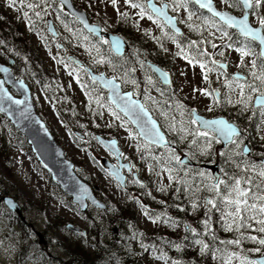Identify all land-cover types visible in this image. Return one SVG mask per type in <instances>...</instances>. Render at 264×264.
Masks as SVG:
<instances>
[{
  "label": "trees",
  "instance_id": "trees-1",
  "mask_svg": "<svg viewBox=\"0 0 264 264\" xmlns=\"http://www.w3.org/2000/svg\"><path fill=\"white\" fill-rule=\"evenodd\" d=\"M74 1L79 8L87 10L93 22L100 23L105 30L120 33L128 40L129 49L124 56L115 55L109 43H104L107 40L89 34L77 19L64 10H59L58 2L54 7L61 18L60 23H57L58 37H53L46 25L49 17L48 13L43 15V19H37L33 16L35 28L29 30V22L24 18V12L27 11L31 15V9L21 7L22 16L16 18L2 5L0 0V17H2L0 19V40L5 41L3 45H0V61L8 62L10 58H13V70L16 76H22L35 82L40 86L41 91L48 100L52 101L53 98L58 97L63 98L61 94L67 93L68 90H63L60 75L47 63L44 54L46 51L53 53L55 47L60 50L59 43H63L66 51H62L61 57L68 60L67 66L70 71L77 67L81 69H79V73L77 72L78 80L82 83L83 93L90 98L87 102L88 114L82 117L79 122L94 120L96 122L95 132L106 137H117L110 128L111 125L105 126L102 121L103 108L112 106V104H110L104 89L89 77L86 68L75 65L68 59L67 55L69 53L74 54L94 71H106L115 74L129 89L134 87V83L141 84L142 78L137 69L142 63L147 69L142 71H149L152 75V85L158 91L164 93V105L170 106L171 104L173 107L174 98L179 99L182 104L186 105V116L189 122L183 127L177 126L175 134L168 132L170 141L176 145L175 148H157L163 155H171L169 158H159L162 166L172 168L171 171H168L167 184H155L150 183V180H146V185L142 187L146 191L144 196L146 203L138 202L131 194H125L120 201H117V204H112V206L108 204L106 210H98L96 214H93L89 209L85 213L80 212L86 217V235L88 239L94 240L92 247H95V251H89L85 243L77 240H72L68 244L61 243L60 247L65 258L64 261H61L62 264H158L159 261L163 264H170L173 260H179L180 264H221L226 258L225 252L215 251V249L224 250V244L221 242L233 240L238 235V233L226 230L224 226L226 219L224 214L233 209L225 202L227 193L232 190L233 178L244 181L247 177L255 182L252 186L253 191H255L257 185L264 189V177L258 176L259 169L249 167L251 164H263L259 158L264 155V134L262 132L264 117L259 115V108H256L253 104V98L257 92L249 93L245 89L243 96L240 92L238 93L239 97L238 94L231 97L227 92L225 83L220 82L218 84V87L224 90L226 100L223 102L224 106H220L222 102H215L214 115H225L239 125L243 132L240 137V147L243 148L246 141L252 147V153L244 155L239 152V148H234L231 144L223 147L221 142L217 143L212 139V134H208L207 137L201 135L202 132H200L197 123L192 122L193 118L190 110L194 105L191 102H186L179 92L174 90V86L163 85L146 62L151 60L169 69L172 56L169 55L168 43L173 41L181 49L182 57H188L185 58L186 60L191 59L194 64L203 63L206 65L205 68L221 72L217 65L213 64L212 56L214 52L212 53L211 50L216 39L215 37L210 38L212 33H209L211 36L207 37V27L214 25L219 30L223 39L222 47L237 50L247 41L230 28L227 29L230 38L224 36L221 30L222 24L216 19L213 22L209 14L197 5L183 4L188 6L189 14L191 12L192 16L197 15V20L189 23V31L186 34H174L171 29L166 27L164 36L153 38L149 32L140 31L139 27L132 23L130 17L129 19L127 17V22H124L120 16L115 25L109 24L107 15L101 13V5L97 0ZM24 2L27 3L28 0H24ZM137 2L142 4L143 7L146 6V0H137ZM229 5L232 10H240L239 8H232L230 2ZM208 20L212 21L211 25L207 22ZM65 24H67V28ZM193 42L195 43L193 44ZM218 46H220V43L217 44ZM252 50L258 53L256 42L252 44ZM201 52L206 54H200ZM249 58L251 62L248 63L246 59ZM253 60H257V63H259V59L254 55L246 56L241 62L239 70L246 75V78L235 81L239 85L245 81L259 84V81L253 80L251 75L253 71H258L252 67ZM227 77L231 80L232 76L227 74ZM260 90L264 91V88ZM248 96H251L252 99L248 100ZM241 101H244V103H241ZM73 103L78 109V116L81 117L83 103L78 104L76 101ZM112 108L118 115L123 117L115 107L112 106ZM3 121L9 126H13L6 115L0 112V125ZM62 121L66 123L64 118H62ZM125 122L128 124L129 129L138 136L134 126L129 121ZM67 126L71 129L69 125ZM16 130L15 133L19 136V139L25 140L20 132ZM72 135L81 149L85 150L88 147L86 141L80 140L74 134ZM1 137L0 132V165L5 169L7 175L11 176L12 172L8 166L11 165V156L7 152V145ZM56 138L58 139L57 135ZM209 141H211L210 148L208 147ZM25 145L29 147L27 143ZM183 153L196 161V164L181 163L178 157ZM221 153H228V157L222 156ZM229 157L231 158L229 159ZM217 164L218 167H216ZM237 165L239 166L237 167ZM212 169L218 170L220 181H223V183L215 184ZM200 173H204V175H200ZM81 176L84 178L83 175ZM49 182L53 183L51 178ZM98 184L97 178L92 177L91 185L95 193L103 198L101 192L97 190L99 189ZM213 185H218V188L213 190ZM56 186L60 190V187ZM242 186L248 187L246 183H242L240 187ZM119 188L126 191L122 187ZM161 188L164 191H160ZM208 199L213 200L216 207L206 206L205 201ZM69 203L72 207L77 208L71 198ZM137 204L141 206L145 216L152 222L153 228L151 230L146 229L139 223ZM0 217L4 220H8L9 217L12 220L16 217L22 229L23 227L27 229V224H30L28 221H23L3 203H0ZM157 217H159L158 220ZM153 220H156V222L154 223ZM205 220L209 223L208 228L204 227L203 222ZM173 221L175 222L174 225L172 224ZM192 229L195 231H191ZM28 231L25 232L29 236ZM106 231L107 233L109 231V236L106 235ZM248 234L260 235L251 231ZM196 240L208 243L211 251L202 254L200 251L201 245L195 243ZM38 244L42 246L39 242ZM176 245H180V250L177 249ZM145 247H147V251H145ZM256 247L260 246L244 242L242 247H237V257L247 256L253 259L257 255L264 254V249H262V253L250 251ZM20 254V260L26 257V253ZM41 254L33 257L37 264H41L42 258H39ZM36 257H38V261ZM231 260L233 261V259ZM233 263L240 264V259L236 258Z\"/></svg>",
  "mask_w": 264,
  "mask_h": 264
},
{
  "label": "rangeland",
  "instance_id": "rangeland-1",
  "mask_svg": "<svg viewBox=\"0 0 264 264\" xmlns=\"http://www.w3.org/2000/svg\"><path fill=\"white\" fill-rule=\"evenodd\" d=\"M165 1L173 6V13L179 16V21L181 20L182 26L187 30V23L189 24L193 19H196L193 16L189 19L187 5L181 6V0ZM1 2L16 18L22 16L19 0L13 7H9L8 0H1ZM97 2L101 5V13L107 15L108 23L111 25H115L119 20L120 12H126L128 13V19L130 17L132 23L137 25L140 31L149 32L153 38H158L166 34L165 25L162 21L146 10L145 15L141 17L139 15L140 8H132L126 4L124 0H119V12L116 10V7L111 4V0H97ZM217 2L221 8L228 9L226 2L221 0H217ZM46 11L49 14V18L53 19L57 28V23H60L61 16H58L56 8L53 5H46ZM260 11L264 14V9ZM234 13L242 15V12L239 10L234 11ZM149 15L152 16V19L148 18ZM251 20L254 25L259 26L258 20L255 17H251ZM46 25L48 26L47 21ZM206 30L208 32V34H206L207 37H210L211 34L209 33H212L210 38H216L214 44L217 45L222 42V35L214 25L208 26ZM168 47L169 55L172 56L168 71L173 76L175 91L179 92L180 96L183 97L186 102H191L194 108H197L203 114L213 116L215 113L216 104L214 103V94L204 95L201 91H209L208 87L210 83L215 84L212 86V90H221L218 84L219 82H225L227 92L231 97H235V94L241 92L240 85L235 81H226L224 74H222L223 72L208 71L207 68L202 69L199 66L200 64L189 63V61L182 57L180 52L181 49L172 41L168 43ZM62 51L64 50H59L55 47L53 53L46 51L44 54L47 63L60 75L63 90H68L67 93L61 94L63 98L58 97L53 98L52 101L48 100L41 91L39 85L26 79L32 88L33 98L38 113L48 123L55 135L58 136V141L64 147L67 155L80 166L79 172L84 176L85 180L91 185L92 177L97 178L100 189L97 190L101 192L103 197L107 196L109 199H114L111 201L113 204H117V201H120L121 197L125 194H131L138 202L143 201L144 194L138 195L137 192L133 193V190H120L119 183L117 184L116 181L108 175L107 171L101 168L103 166L100 163V158L107 157L108 151L95 137V134H97V132H95L96 122L94 120H90L89 122L85 121L83 123L79 122L82 120V117L88 114L87 102L90 99L83 93L82 83L78 80L77 74L81 69L77 67L70 71L67 66L68 60L61 57ZM211 51L212 53L214 52L215 58L217 59L226 61L224 58H228L227 61L230 63V72L236 71L243 59H245V57H241L239 51L230 48H224L223 50L216 47L212 48ZM246 60L248 63L251 62L250 58ZM138 70L147 69L141 63L138 66L137 71ZM205 73L208 77L207 80L204 79ZM141 78V84L134 83L132 90L137 96L144 95V98L150 101L151 105H147L150 107L155 117L160 120L167 133L171 132V134H175V128L177 126L183 127L187 125L189 120L186 116V105L182 104L181 101L176 98L173 107L171 104L170 106H165L164 103H162L164 100L162 93L156 88H153L152 83H150L146 77ZM118 79L120 78L118 77ZM229 85L231 86L229 87ZM124 89L128 88L125 86ZM12 91L17 94L13 89ZM239 96L238 94V97ZM225 100L226 96H224V90H221L219 102H222V104H220V106H224L223 102ZM74 101L78 104L83 103L81 117L78 116V109L74 106ZM62 118L66 120V123H63ZM102 121L105 126L111 125L110 128L120 140V144L125 153L133 156V159L139 162L143 178L150 180V183L163 185V183L166 182V178H164L165 174L156 158V156L161 155V152L156 151L143 141L139 142V139H137L125 122L127 119L118 115L113 110L112 106L103 108ZM67 125H69L71 129H69ZM0 129L2 134L1 138L5 141L7 152L11 156V165L8 166L12 172L11 176L7 175L5 169L0 165V189L2 192L12 195L21 203L25 220L30 223L27 224L29 228L26 226L27 229L24 227L22 229L16 217L12 220L11 217H9L10 220H4L0 217V264H37L33 257L40 253H42L39 257L42 258L40 261L41 264H62L61 261H64L65 258L60 244H68L72 240L85 243L89 251L94 250L95 247H92L94 242L93 239H88L85 233L76 234L74 231L67 228L68 223H74L85 230L87 228L86 217L79 213L78 207L75 208L70 205L69 200L71 197L61 188L59 190L56 186L58 184L49 182L51 178L50 174L46 172V169L40 165L33 155L30 145L25 141L26 139H19V136L15 133L16 128L14 126H9L5 121L1 123ZM76 130L87 135L84 138L78 136L80 140L87 142L88 147L85 150L78 146L77 140L72 135H76ZM262 132L264 134V125ZM208 134L213 135L210 131ZM25 143H27L29 147H27ZM95 160L99 163H96ZM152 169L153 171H151ZM241 188L244 189L247 187L242 186ZM139 191L142 192L143 188L140 187ZM136 208L139 211V223L146 229L151 230L153 228L152 222L141 214L140 205H137ZM90 210L93 214H96L99 209L90 206L89 211ZM234 211L235 209L233 207L229 212L234 213ZM25 231L30 233L29 236ZM37 231L43 233L47 241L46 247L43 244L39 246L38 241L40 240L41 243L43 242L42 239L35 234ZM106 235H110L109 231L108 233L106 231ZM39 247H45V250L42 249L41 251ZM223 251L225 252L226 261L223 260L221 264H235L233 262L234 260L236 261V258L229 262L227 257L231 253H236L238 256L237 247L234 245H224ZM23 252L26 253V257L20 260V253ZM36 260L38 261V257H36ZM158 264L163 263L159 261Z\"/></svg>",
  "mask_w": 264,
  "mask_h": 264
},
{
  "label": "water",
  "instance_id": "water-1",
  "mask_svg": "<svg viewBox=\"0 0 264 264\" xmlns=\"http://www.w3.org/2000/svg\"><path fill=\"white\" fill-rule=\"evenodd\" d=\"M151 5H155L157 8L164 6L167 16L173 18L172 25L166 22L165 23L174 31L175 29H179L178 33L180 34L184 32L182 27L178 23L177 16L172 15L169 12V7H168L167 2H163L162 4H160L156 0H147V6L150 10H151V7H150ZM213 5L217 10L221 12L229 13L230 15L235 16L237 18L241 17L239 15L234 14L233 12L229 10L219 8L215 0H213ZM63 8L75 17L77 15L80 16L84 21V23H81V24L89 33H92L89 31V27L95 26L97 28V32L92 33V34L99 38H107L108 41L110 42L111 49L113 50L115 54L123 55L125 53L127 46H128V42L126 41V39L118 33H114L111 31H105L102 25H100L99 23L92 22L88 15V12L86 10L78 8L74 0H68V3L65 4ZM161 18L164 20L163 17ZM85 25H88L89 27H86ZM50 28L51 30H49ZM48 30L53 35L55 36L58 35L56 26L51 18L48 19ZM234 30H236L239 33L237 29H234ZM117 38H119L122 42V46L119 51H117L115 47L113 46V44L111 43V41ZM69 58L72 61H74L76 64L83 65V61L77 58L76 56L70 55ZM13 63H14L13 58H11L8 63L0 61V69H7V71H0V81L3 82V84L0 85V95H3L4 92H6L7 95L12 98V100H19V101H22L23 103L16 105V104H11L8 101H5L2 106L9 109V111L1 112V113L7 116V118L11 121L14 127L26 139L36 159L51 175L52 180L56 182L61 187V189L72 198L73 203L77 204L82 212L88 209L89 204L99 209L105 210L107 208V204L95 194L91 185L88 182H86L78 174L79 165H77L74 160L70 159L67 156L64 147L59 143L55 134L51 130L50 126L48 125V123L38 113L37 107H36V104L33 98L32 88L24 77H17L15 75L13 71V67H12ZM216 63L218 65L219 64L225 65L226 67L224 69H228L229 67V64L227 62L216 60ZM149 64L152 66V68L155 70L157 75L162 79V81L165 84H170L172 82V76L166 69H164L163 67L151 61L149 62ZM87 70L89 72L90 77L94 79L95 81H97L103 88H105L108 91L109 100L114 104V106L117 109H119L129 119V121L135 126L138 133L144 140L152 144L161 146V147L163 146L174 147V144H172L169 141L165 131L162 129L160 122L153 116V114L149 111V109H147L143 105L141 98H136L134 96V93L132 90L124 91L122 88L121 82L117 81L115 76H108L107 73L104 71L96 72L90 67H87ZM162 73H166L167 77L165 78L162 75ZM237 74L244 77L239 72L234 73V76ZM107 81H112L113 85H115V88H113L112 86H109L106 83ZM12 89L17 94H15L12 91ZM117 92L119 93L120 97H124L125 99L130 98L132 101H135L137 105H143L144 111L147 113L146 116H143V119L150 121V123L144 125L142 128L141 124L136 122L137 117L134 112L125 113L124 111H122L121 106H120L122 102L116 96ZM216 97L217 99H219L218 91H216ZM254 106L259 107L258 105L255 104V98H254ZM193 110H194V113L192 111L193 118L197 119V121L201 119L202 120L225 119V120L230 121L226 116H223V115L210 117V116H206L200 113L196 109H193ZM137 111L139 110L137 109ZM151 122H154L155 124L154 130H153V125ZM230 122L237 125L236 123L232 121ZM197 123L201 130H205L204 128L201 127L199 122ZM153 131H159L163 135V141L156 142L153 136ZM242 133L243 132H241V135ZM97 137H98L99 142L105 148H107L117 158L120 159L119 165H115L108 158L103 157L102 164L109 169L110 173L113 174L115 178L121 184L125 185L126 175L123 172V168L126 167L128 169H131V164L129 162L124 163L121 160L122 149L119 146L118 139L117 138H107L102 135H98ZM112 141H115L114 146L111 143ZM220 141L222 142L223 147H226L229 144L228 142L222 139ZM244 147H246L249 151H245L243 153L245 155H249L251 153V147L249 146L248 142L244 144ZM260 160L264 163V156H262ZM181 161L189 163V164H195L192 160L188 159L186 155L182 157ZM218 166L219 165L217 164L216 167ZM135 175H137V173H135ZM215 176H216L215 182L217 183L219 181V174L217 171H215ZM9 201H11V203H9ZM1 202H3L10 210L17 213L22 220H25V215L23 214L21 203L12 195L3 194L2 190L0 189V203ZM67 228L74 232H79L81 230V228L78 225H75L74 223H68ZM83 233H86V230H83ZM37 235L42 239V242H44L42 233L37 231ZM261 255L255 256L254 259L259 258Z\"/></svg>",
  "mask_w": 264,
  "mask_h": 264
},
{
  "label": "snow or ice",
  "instance_id": "snow-or-ice-1",
  "mask_svg": "<svg viewBox=\"0 0 264 264\" xmlns=\"http://www.w3.org/2000/svg\"><path fill=\"white\" fill-rule=\"evenodd\" d=\"M18 0H8L9 7H13L17 4ZM59 3V10H63V7L65 4L68 3V0H28L27 3L24 2V0H19V3L21 7H26L28 9H31V15L29 12H24V18L28 20L29 22V30H33L35 28V21L32 19V17H36L37 19H43V15L47 14L46 12V5H53L55 6L56 3ZM126 4H128L132 8H140L139 15L143 17L145 15V10L142 4L138 3L137 0H124ZM226 4L230 2L232 8H239L242 12V16L240 18H237L235 16L230 15L226 12H221L217 10L213 5V0H182L181 6L183 4H192V5H198L200 9H206L211 14V19L213 22H215V18H219L223 24L221 25V30L223 31L224 36H228L230 38V33L227 31L228 28H234L241 33L247 43H244L242 47L238 48L237 51L241 53V57H246L249 55L257 56L259 59V63H257V60L252 61V67L254 69H257L258 71H253L251 73L253 80L259 81V84H254L250 81H245L243 84L240 85V91L241 95L243 96L245 94V89L249 93L251 92H257L258 95L255 97V104L259 106V115L261 117H264V91H261V88H264V14L261 13V9H264V0H225ZM119 0H111V4L116 7V10L119 12L118 8ZM151 11L159 18L163 17L165 22L172 25L173 24V18L167 16L165 12V7L162 6L160 8H157L155 5H151ZM39 9V10H38ZM120 16L122 21L127 22L128 13L126 12H120ZM192 13L189 14V19H191ZM203 18V13L201 14ZM255 17L258 20L259 26H253L250 22L249 17ZM77 19L80 20L81 23H84L83 19L80 16H76ZM149 19H152V16L149 15ZM2 19V17H0ZM86 27H89L88 25H85ZM65 27L67 28V24H65ZM191 27V25H190ZM51 30V28L49 29ZM89 31L92 33L97 32V28L95 26L89 27ZM175 31L178 33L179 29H175ZM254 42H258V45L260 46L259 53H256L252 50V44ZM5 41L0 40V45H3ZM104 43H108V41H104ZM113 46L117 51L120 50L122 46V42L119 38L114 39L111 41ZM195 42H193L194 44ZM213 48H216V44H212ZM200 54H206L201 52ZM188 58L187 56L185 57ZM189 63H192V60L189 59ZM216 62L213 61V64ZM202 69L206 67L205 64L200 63L199 65ZM219 68L224 69L226 66L223 64L217 65ZM212 69H208V71H211ZM0 71H7V69H0ZM225 76H227V73H222ZM162 75L166 78L167 74L162 73ZM207 74H204V79L207 80ZM244 78L240 76L239 74L231 77L232 81H241ZM109 86H112L115 88V85H113L112 81L106 82ZM3 82L0 81V85H2ZM231 85H229L230 87ZM202 94L204 95H212V92H209L207 90H201ZM216 91V90H213ZM116 96L119 98L121 103V110L125 113L134 112L137 117L138 123L141 124V127L143 128L144 125L150 123V121L144 120L143 116H146L147 113L144 111L143 105H137L135 101H132L130 98L125 99L124 97H120L119 93H116ZM248 100H251L252 97L248 96ZM5 101L10 102L11 104L19 105L23 103L19 100H12L10 96L7 95L6 92H4L3 95H0V112H6L9 111V109L3 107V103ZM241 103H244V101H241ZM137 109L139 111H137ZM193 111L194 110H190ZM23 115V113H22ZM193 123L199 122L202 128L205 129L204 132L200 133L201 135L207 137L208 132L211 131L213 133L212 139L215 140L217 143L220 142V140H224L228 142L229 144L233 145L234 148H239V152L243 153L245 151H249L246 147L241 148L240 147V137L242 130L235 124L231 123L228 120L225 119H215V120H199L193 119ZM264 122V121H262ZM153 125V130L155 129L154 122H151ZM152 131V130H150ZM153 136L156 140V142L163 141V135L159 131H153ZM112 145H115V141L111 142ZM208 147H211V141L208 143ZM222 156L228 157V153H221ZM231 157H229L230 159ZM178 160V158H176ZM239 165H237L238 167ZM249 167L257 168L258 176L264 177V164L255 165L251 164ZM200 175H204V173H200ZM219 183H223V181H220ZM242 183H246L248 185L247 188L242 189L240 185ZM254 181L251 179L245 178L244 181H241L240 179L233 178V184H232V190L231 192L227 193L225 197V202L229 207H234L235 211L225 213V222L224 226L226 230L233 231L235 233H238L236 237L233 240L228 241H222L221 243L224 245H234L236 247H242V244L244 242L257 244L260 247H256L254 249H251L250 251L256 252V253H262V249H264V189H262L260 186L255 187V191H253V185ZM213 190H216L218 188V185H213ZM160 191H164L163 188L160 189ZM11 203V201H9ZM205 205H212V207H216L213 200L208 199L205 201ZM195 207V205H193ZM230 218V219H229ZM157 220L159 217L156 218ZM238 221V222H237ZM155 223L156 220H153ZM172 224L174 225L175 222L173 221ZM204 227L208 228L209 223L207 220L203 222ZM191 231H195L192 229ZM256 232L260 235H251L248 234L249 232ZM213 239L215 240V236L213 234ZM195 243L201 245V253H205L206 251H211L210 245L208 243H204L201 240H196ZM177 249L180 250V245H176ZM147 247H145V251H147ZM215 251H223V249L217 248ZM164 258V257H160ZM238 258L240 259V264H264V254H262L259 258L252 259L247 256L244 257H237L236 253H231L228 255L227 259L230 262L231 259ZM166 259V258H165ZM170 264H180L179 260H173L170 262Z\"/></svg>",
  "mask_w": 264,
  "mask_h": 264
},
{
  "label": "flooded vegetation",
  "instance_id": "flooded-vegetation-1",
  "mask_svg": "<svg viewBox=\"0 0 264 264\" xmlns=\"http://www.w3.org/2000/svg\"><path fill=\"white\" fill-rule=\"evenodd\" d=\"M62 49L63 50H65V45H63L62 46ZM141 97H142V99H143V101H144V103L147 105H151V103H150V101H148L146 98H144V95H140ZM147 105V106H148ZM152 145V144H151ZM154 146H156V145H154ZM107 157L110 159V161L112 162V163H114L115 165H119V163H120V159L119 158H117L116 156H114L112 153H110V152H107ZM121 160L123 161V162H130V163H132V159L130 158V156L128 155V154H126L125 153V151L123 152V154H122V157H121ZM107 171V170H106ZM134 171H136V172H134ZM108 172V171H107ZM123 172L126 174V179H125V185H122L123 186V188H125L126 190H133V193L134 192H137L138 193V195H142V194H144V196L146 195L145 193H146V191L145 190H143L142 192H140L139 190H140V187H143V186H145L146 185V181H145V179L143 178V176H142V171H141V169H140V165H139V162L137 161L136 162V167H133V168H131V170L130 169H128V168H126V167H124L123 168ZM135 173H137V175H135ZM108 175L111 177V178H113L115 181H117L115 178H114V176H112L109 172H108ZM118 182V181H117ZM116 182V183H117ZM119 183V182H118ZM117 183V184H118ZM119 185V184H118ZM120 186V185H119ZM107 204H109V205H111L112 206V200H114V199H109L107 196L106 197H103L102 198ZM108 200V201H107ZM142 203H146V201H145V197H144V199H143V201H141ZM108 205V206H109ZM139 205V204H138ZM149 205V204H148ZM43 238H44V235H43ZM39 242H40V240H39ZM41 243V242H40ZM43 245H45V247L47 246V241H46V239L44 238V242H43ZM45 247H39V250H41L42 251V249L43 250H45Z\"/></svg>",
  "mask_w": 264,
  "mask_h": 264
}]
</instances>
